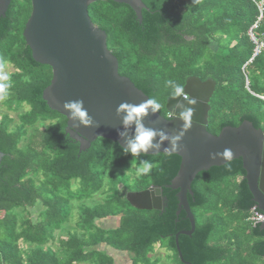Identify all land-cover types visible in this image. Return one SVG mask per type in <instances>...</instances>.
<instances>
[{
  "label": "trees",
  "instance_id": "1",
  "mask_svg": "<svg viewBox=\"0 0 264 264\" xmlns=\"http://www.w3.org/2000/svg\"><path fill=\"white\" fill-rule=\"evenodd\" d=\"M142 1L147 9L141 22L129 5L112 0L88 8L92 22L107 34L119 74L157 99L163 105L158 113L165 117L171 92L167 80L185 86L191 77L211 79L216 86L209 132L217 135L245 120L263 129L264 46L254 56L257 45L250 32L264 45V0ZM31 12L30 0H12L0 18V71L7 64L14 68L6 95L0 93L7 110L0 113L5 154L0 264H115L108 249L126 253L129 264H159L161 257H151L157 244L171 252L172 264H264V229L249 221L256 203L241 159L196 176L193 195L188 194L196 227L192 235L179 236L182 260L175 237L191 223L184 210L177 214L178 190L166 187L178 174L181 158L125 153L118 142L104 138L80 150L66 131L67 118L43 98L53 73L34 60L26 43L23 32ZM24 105L29 109L16 120L10 112ZM143 161L152 164L147 174L134 169ZM150 186L163 188L162 209L133 207L126 193ZM101 193L102 201L85 202ZM75 201L77 229L66 238L56 236L70 220ZM108 220L111 226L101 225Z\"/></svg>",
  "mask_w": 264,
  "mask_h": 264
},
{
  "label": "water",
  "instance_id": "2",
  "mask_svg": "<svg viewBox=\"0 0 264 264\" xmlns=\"http://www.w3.org/2000/svg\"><path fill=\"white\" fill-rule=\"evenodd\" d=\"M32 12L25 25L24 37L32 51L35 61L49 65L53 77L43 91V98L49 107L67 118L66 131L71 138L80 143V150L88 149L98 138L116 141L122 148L127 147L128 139L135 136V123L127 130L126 137L118 133L124 130L123 114L117 115L121 103L140 104L149 97L132 82L119 74V61L107 46V34L91 20L88 8L92 3L106 0H30ZM129 5L138 20L142 21V10L147 6L142 0H112ZM12 0H0V18L6 12ZM216 83L198 77L187 80L184 89L189 100L195 99V105H188L184 97L167 100L166 109L173 112L167 117L152 113L144 118L143 124L159 132L163 130L169 136L178 135L183 120L177 108L178 101L188 107H194L191 125L184 130L179 141L180 147L169 153L170 147L164 141L160 149H151L141 154L156 155L159 153L175 154L181 158L178 174L166 187L178 190L179 200L177 214L184 210L190 220L191 229L176 234L175 241L179 248V236L192 235L196 223L191 211L188 194L193 195L192 183L196 176L212 167L222 166L235 159H241L246 172L245 178L253 200L261 211H264V129L256 128L248 120L239 126H226L219 134L208 131V118L211 109L210 100ZM83 100L93 126L78 125L72 120L71 113L64 109L67 101ZM98 125V126H96ZM83 134V135H80ZM159 135L154 143H159ZM231 151L230 156L214 155ZM5 154L0 151V164ZM163 188L150 186L142 191H129L126 198L138 209L161 210ZM264 229V221L261 224ZM189 264L188 262H186Z\"/></svg>",
  "mask_w": 264,
  "mask_h": 264
},
{
  "label": "clouds",
  "instance_id": "3",
  "mask_svg": "<svg viewBox=\"0 0 264 264\" xmlns=\"http://www.w3.org/2000/svg\"><path fill=\"white\" fill-rule=\"evenodd\" d=\"M7 81H9V76L6 73L0 71V93H3L5 95L7 93V89L11 86L9 83H7ZM165 84L166 87L171 88L170 97L172 99H176L177 97H184V99L187 100L188 105H195L197 103L195 99H188L183 85L173 80H167ZM63 107L65 110L71 113L70 118L72 120H77L79 122L77 127H79L80 125L93 126L95 124L93 119L89 117L88 112L84 107L83 100L67 101L64 103ZM162 107L163 105L155 98H148L138 105L130 104L127 102L121 103L119 105V107L117 108V115L119 116L123 114L124 130L120 131L118 134L121 137H126L128 134L127 130L131 127V125L135 123L136 126L135 136L134 138L128 139L127 147L124 148L125 153L130 152L131 154L136 155L141 151L148 152L151 149L159 150L163 142L166 140L170 143V147L164 149L166 153L175 151L180 147L179 141H181L184 136V130L191 125V120L193 113L195 112V108L188 107L182 101H178L176 107L182 109V111H180L179 113V117L181 120H183L184 123L178 135L169 136V134H167L163 130L157 132V130L147 128L143 124V120L149 114V110H151L152 113H156ZM172 114L173 112L170 111L169 117H171ZM63 131L64 130L62 129V132ZM157 135H159L160 142L154 143ZM214 155L230 156L231 151L229 149H225L223 153H216ZM151 168L152 164L150 162L143 161L142 167L139 169V173L147 174L148 172H150Z\"/></svg>",
  "mask_w": 264,
  "mask_h": 264
},
{
  "label": "rangeland",
  "instance_id": "4",
  "mask_svg": "<svg viewBox=\"0 0 264 264\" xmlns=\"http://www.w3.org/2000/svg\"><path fill=\"white\" fill-rule=\"evenodd\" d=\"M14 71V68L10 65L7 64L6 67L4 68V70L2 72L6 73L8 76L10 75V73H12ZM251 79L253 80V76L251 77ZM3 97H1L0 95V113L6 112V108L5 106H3ZM29 109V107L27 105H24L18 112H10V114L15 117L16 120H18V113L20 112H24L27 111ZM43 126V125H42ZM134 169L139 172V169H137L134 166ZM132 175V174H131ZM136 174L132 175L135 176ZM133 181H131L130 183V188H133V186L131 185ZM125 184H128L126 182H124ZM129 185V184H128ZM76 185H73V187H75ZM122 188V187H121ZM123 189V188H122ZM102 193L98 194V196L96 197V199L90 201L87 200L85 202H90L89 205L94 204L96 201H102ZM83 202V203H85ZM78 203L75 201L73 204V210H72V214L70 217V220L66 223L65 227L61 230V231H56V236H61L66 238L68 235V231L73 232L77 229L76 227V221L78 219V208H77ZM39 207H37L36 211H38ZM33 214H36L33 212ZM25 216V215H24ZM101 225L103 226H111L112 224L110 223V220L108 221H102ZM106 248V247H105ZM108 252L115 258L116 263L115 264H129V257L127 256L126 253H120V252H116L113 249H108ZM161 257V262L159 264H172L173 261H171V252L160 247L158 244L155 246L153 253L151 254L152 258L155 257Z\"/></svg>",
  "mask_w": 264,
  "mask_h": 264
},
{
  "label": "built area",
  "instance_id": "5",
  "mask_svg": "<svg viewBox=\"0 0 264 264\" xmlns=\"http://www.w3.org/2000/svg\"><path fill=\"white\" fill-rule=\"evenodd\" d=\"M250 35L252 36L253 41L255 42V44L257 45V47L255 48V52H254V56L258 55L261 51V49L263 48V42H259V40H257L252 33L250 32ZM253 56V57H254ZM249 221L255 226L261 222L264 221V215L259 212V210L257 209V207H253L250 211V216H249Z\"/></svg>",
  "mask_w": 264,
  "mask_h": 264
},
{
  "label": "flooded vegetation",
  "instance_id": "6",
  "mask_svg": "<svg viewBox=\"0 0 264 264\" xmlns=\"http://www.w3.org/2000/svg\"><path fill=\"white\" fill-rule=\"evenodd\" d=\"M264 129V128H263ZM162 206H163V197H162ZM257 207V206H256ZM257 209L259 210V212H261L263 215H264V211H261L258 207H257ZM261 224H262V222H261Z\"/></svg>",
  "mask_w": 264,
  "mask_h": 264
}]
</instances>
